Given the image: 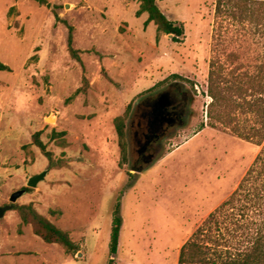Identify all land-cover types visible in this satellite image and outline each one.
I'll list each match as a JSON object with an SVG mask.
<instances>
[{"label":"rangeland","instance_id":"374dc122","mask_svg":"<svg viewBox=\"0 0 264 264\" xmlns=\"http://www.w3.org/2000/svg\"><path fill=\"white\" fill-rule=\"evenodd\" d=\"M184 27L158 32L139 0H0V264H178L183 244L227 200L261 147L209 125L212 59L256 69L264 35L252 23L216 17V0H157ZM73 27V46L68 45ZM177 74L180 77H173ZM174 85L181 124L137 161L134 140L146 98ZM128 110L123 155L115 119ZM52 117L48 119L47 117ZM41 140L53 161L34 142ZM48 170L29 187V179ZM121 204L118 252L110 251ZM33 203L69 232L78 251L47 243L14 205Z\"/></svg>","mask_w":264,"mask_h":264},{"label":"trees","instance_id":"16d2710c","mask_svg":"<svg viewBox=\"0 0 264 264\" xmlns=\"http://www.w3.org/2000/svg\"><path fill=\"white\" fill-rule=\"evenodd\" d=\"M138 16L148 13L146 23L154 22L158 32L174 34L178 40L184 35L183 25L168 18L157 0H139ZM216 17L253 24L255 32L264 35V0H216ZM68 38L72 56L82 61L80 50L73 46V27ZM237 52H230L226 61H211L208 93L209 125L223 128L232 134L260 146L254 162L237 188L220 206L212 211L192 236L183 244L178 264H264V53L256 69H243L237 64ZM10 67L0 61V70ZM173 77H180L174 74ZM128 110L115 119L119 143L126 155ZM34 142L53 161L52 153L40 138ZM23 223L31 224L35 234L47 243L62 245L68 253L78 251L68 231L41 214L33 203L14 205ZM122 227L121 204L114 210L110 251L118 252ZM111 258L108 264H114Z\"/></svg>","mask_w":264,"mask_h":264},{"label":"flooded vegetation","instance_id":"af4514ba","mask_svg":"<svg viewBox=\"0 0 264 264\" xmlns=\"http://www.w3.org/2000/svg\"><path fill=\"white\" fill-rule=\"evenodd\" d=\"M143 102L146 105L143 113L137 123L131 124V130L134 126L137 127L134 137L139 145L137 161L152 158L151 147L160 141L170 128L182 123L186 103L181 90H177L174 85L158 97H148ZM157 119L165 121L161 131H156Z\"/></svg>","mask_w":264,"mask_h":264},{"label":"water","instance_id":"95a60500","mask_svg":"<svg viewBox=\"0 0 264 264\" xmlns=\"http://www.w3.org/2000/svg\"><path fill=\"white\" fill-rule=\"evenodd\" d=\"M170 37H174V34H169ZM165 98V96H162ZM48 119H51L52 117H47ZM158 121L156 122V131H161L163 126H164V119H157ZM48 174V170H45L43 171L42 173H39V174H36V175H33L30 179H29V182H28V186L29 187H36L38 185V183L42 180L45 179L46 175ZM26 193V189H20V190H17L15 191L11 197H10V201L11 203L9 204H6L4 206H1L0 205V217H3L6 212L10 209L13 208V204L24 194Z\"/></svg>","mask_w":264,"mask_h":264}]
</instances>
